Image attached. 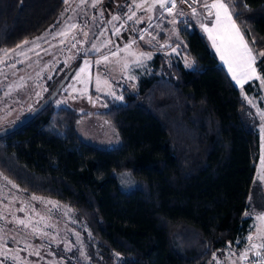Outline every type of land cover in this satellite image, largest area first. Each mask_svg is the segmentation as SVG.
<instances>
[{
  "label": "trees",
  "instance_id": "16d2710c",
  "mask_svg": "<svg viewBox=\"0 0 264 264\" xmlns=\"http://www.w3.org/2000/svg\"><path fill=\"white\" fill-rule=\"evenodd\" d=\"M228 2L254 52L264 51V0ZM64 5L0 0V49L40 36ZM190 24V30L172 27L177 58L159 33V48H144L154 60L137 86L121 101L103 99L99 113L117 145L80 139L85 113L69 105L55 109L56 98L0 137V173L23 194L69 206L88 227L89 245L105 258L117 252L118 264H216L217 255L241 247L249 234L244 215L261 150L257 113ZM255 67L264 80V56ZM120 178L131 184L128 190Z\"/></svg>",
  "mask_w": 264,
  "mask_h": 264
},
{
  "label": "rangeland",
  "instance_id": "374dc122",
  "mask_svg": "<svg viewBox=\"0 0 264 264\" xmlns=\"http://www.w3.org/2000/svg\"><path fill=\"white\" fill-rule=\"evenodd\" d=\"M177 1L175 13L169 14L155 0H64L60 17L40 36L13 49H0V129L30 114L55 82L68 74L54 108L69 105L85 113L77 129L84 142L100 148L117 145L115 131L99 113L104 109L103 99L121 101L126 90L137 86L154 60L153 51L144 48L158 49L159 33L168 36L164 46L169 54L178 57L172 30L179 24L177 16L187 23L181 29L190 30L193 22L210 51L224 62L203 27H212L215 10L212 16L205 7L195 9L196 14L185 13ZM205 1L213 2H200ZM182 64L192 68L187 59ZM224 65L243 100L257 113L261 150L244 217L251 219L248 243L264 253V221L257 218L264 216V80L254 65L255 75L237 83ZM247 84L253 85L252 92L244 89ZM121 180L120 188L128 190L131 184ZM89 244L88 227L69 206L23 194L0 173V264H118L122 259L117 252L105 258ZM217 256L216 264H239L234 249Z\"/></svg>",
  "mask_w": 264,
  "mask_h": 264
},
{
  "label": "snow or ice",
  "instance_id": "6c2138e0",
  "mask_svg": "<svg viewBox=\"0 0 264 264\" xmlns=\"http://www.w3.org/2000/svg\"><path fill=\"white\" fill-rule=\"evenodd\" d=\"M181 2H186V0H181ZM155 3H157L161 9L168 11L169 14H171L172 9L176 7L175 0H155ZM137 7H142V5H137ZM204 7L207 9L209 16H212L213 10H215V19L212 27L202 26L204 27V31L209 34V39L212 40L213 47L219 52L221 60L228 65L229 72L232 73V78L236 80L237 83H242V81L251 79L256 73L254 65L256 64L257 56H264V51L258 54L254 52L253 47L245 39V34L236 22L239 16L236 15L234 18L233 5L229 3L228 0H213L211 4L205 3ZM147 10L151 11L152 5H150ZM193 14H196L195 9H193ZM115 19H117V17L113 16V20ZM128 19H132V15H130ZM93 47H95V45ZM105 59H107V57H105ZM81 71H83V69H81ZM256 78L259 79L260 77L257 76ZM262 83H264V81H262ZM257 218L264 221V216H259ZM262 229H264V225H262ZM248 239L251 240L252 237L249 236ZM251 247H256V245L253 244ZM261 247H264V245ZM257 255H259V253H257ZM244 258H246V253L241 256V259Z\"/></svg>",
  "mask_w": 264,
  "mask_h": 264
},
{
  "label": "water",
  "instance_id": "95a60500",
  "mask_svg": "<svg viewBox=\"0 0 264 264\" xmlns=\"http://www.w3.org/2000/svg\"><path fill=\"white\" fill-rule=\"evenodd\" d=\"M68 76L69 75L67 74L66 77H64L61 81H59V83H57V85L55 86V89L44 99L42 103H40L37 107H35L30 114L23 117L21 120L13 123V125H10V127L0 129V137L11 134V132L22 128L23 125L27 124L29 121L33 120L35 116L42 113L43 110L55 100L58 92L61 90Z\"/></svg>",
  "mask_w": 264,
  "mask_h": 264
},
{
  "label": "built area",
  "instance_id": "2783aa9c",
  "mask_svg": "<svg viewBox=\"0 0 264 264\" xmlns=\"http://www.w3.org/2000/svg\"><path fill=\"white\" fill-rule=\"evenodd\" d=\"M199 2L198 0H186V2H181V0L177 1V7L179 8L180 11H183L185 13H190L193 12V9L198 8ZM172 14L175 13V10L172 9L171 11ZM177 22L179 24L187 25L185 22V19L182 16H177ZM259 252L251 253L249 256H246V258L243 259L242 263L243 264H264V254L259 253Z\"/></svg>",
  "mask_w": 264,
  "mask_h": 264
},
{
  "label": "crops",
  "instance_id": "0c3cea01",
  "mask_svg": "<svg viewBox=\"0 0 264 264\" xmlns=\"http://www.w3.org/2000/svg\"><path fill=\"white\" fill-rule=\"evenodd\" d=\"M201 0H199V6L198 8H196L197 10L200 9L201 7H204V4L206 3V1L204 3L201 4L200 2ZM164 11V10H163ZM218 63L223 66V68H225V65H224V62H220V60L218 59ZM226 69V68H225ZM242 246L241 247H238V248H231L235 250V253L239 256V264H243L242 261L243 259H241V256L245 255L246 253V256H249L251 253H255L257 252L255 247H251V243H248V234L246 236H244L242 239ZM260 253V252H259ZM262 254V253H261ZM264 254V253H263Z\"/></svg>",
  "mask_w": 264,
  "mask_h": 264
}]
</instances>
